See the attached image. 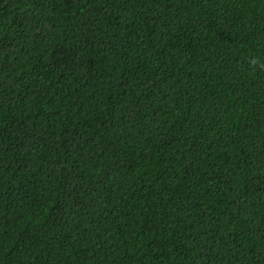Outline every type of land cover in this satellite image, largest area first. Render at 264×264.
I'll list each match as a JSON object with an SVG mask.
<instances>
[{
  "label": "trees",
  "instance_id": "16d2710c",
  "mask_svg": "<svg viewBox=\"0 0 264 264\" xmlns=\"http://www.w3.org/2000/svg\"><path fill=\"white\" fill-rule=\"evenodd\" d=\"M0 264H264V0H0Z\"/></svg>",
  "mask_w": 264,
  "mask_h": 264
}]
</instances>
